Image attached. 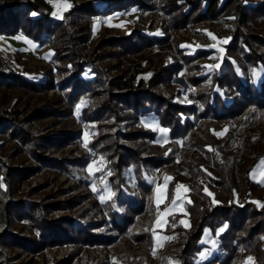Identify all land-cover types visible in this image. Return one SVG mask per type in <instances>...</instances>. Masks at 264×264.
<instances>
[{"label":"trees","instance_id":"trees-1","mask_svg":"<svg viewBox=\"0 0 264 264\" xmlns=\"http://www.w3.org/2000/svg\"><path fill=\"white\" fill-rule=\"evenodd\" d=\"M51 1L0 0V34L22 33L39 44H47L53 65V69L44 65L30 73L23 55L15 53L11 61L0 55V133L6 132L10 140H15L9 145L0 139V264L34 263L42 250L50 246L65 248L69 243L79 244L78 250L72 248L61 259H42L37 264H69L82 246L97 244L123 250V257L114 255L111 264H146L142 254L138 263L132 262L126 249L134 242L150 244L142 225H138V231H133V226L144 212L152 189L146 179L148 169L166 164L169 156L146 151L156 130L143 128L141 121L155 116L169 137L178 138L202 117L195 103L181 96V87L171 82L183 67L188 69L187 79L194 86L193 97L209 114L219 120L235 121L241 112L243 115L219 143L200 139L195 142L212 160L215 170L198 165L188 176L189 199L184 206L189 225H182L175 215L166 222L171 232L180 236L171 258L174 264H264V202L247 199L248 194L262 197L264 190V185L248 176L261 152L264 154V0H168L163 5L174 29L204 19L229 20V40L212 75L203 74L201 66L192 63L207 51L187 55L177 46L176 53L170 48L163 50L168 45L167 32L156 36L133 28L128 34L100 37L88 52H83L90 32L79 25L80 20L132 5L152 8L151 0L72 1L59 16L51 14ZM253 41L263 49L255 47ZM107 46H117L118 50H107ZM146 49L149 50L145 52ZM130 54L144 63L143 71L131 72L122 62L121 56ZM107 58H115L116 62L111 64ZM53 73L55 80L49 77ZM55 85L60 93L48 101L46 90ZM186 98L192 97L188 93ZM60 106L68 108L65 122H72L76 115L87 126L91 134L86 145L103 158L105 180L111 190L103 206L115 235L104 233L105 220L94 217L97 211L80 204L82 196L60 188L44 191L52 179L32 178L38 167L26 163L23 152L56 173L72 174L71 166L88 162L87 152L61 158L43 155L46 150L75 142L79 135L74 129H50L64 113ZM207 144L210 148H206ZM231 145L234 147L229 149ZM129 167L140 195L127 184ZM144 169L148 172L144 173ZM203 177L221 190L216 200L203 189ZM238 186L241 191L237 200L234 193ZM33 193L41 195L35 198ZM59 193L66 196L58 199ZM226 199L229 202H224ZM56 210L63 212L55 213ZM35 215L39 219L32 222ZM205 227L216 236V250L207 259L197 261L196 255L204 246L200 239ZM219 227L223 230L216 234ZM125 235L131 237V243L126 242ZM1 246L9 247L13 254H6ZM22 251L32 256L20 258ZM249 257L253 260L249 261ZM88 264L107 261L94 257Z\"/></svg>","mask_w":264,"mask_h":264},{"label":"rangeland","instance_id":"rangeland-1","mask_svg":"<svg viewBox=\"0 0 264 264\" xmlns=\"http://www.w3.org/2000/svg\"><path fill=\"white\" fill-rule=\"evenodd\" d=\"M72 1L81 3L86 0H52L51 14L57 16L61 15ZM95 1L100 2V0ZM151 1L153 3L152 8L144 9L132 5L126 9H120L107 15H93L88 20H80L79 25L88 27L90 32L89 39L85 44L83 52H88L100 37L106 38L118 34H128L133 28H138L143 33L156 36H161L167 32L169 34L168 45L163 47V50L170 48L175 52L177 46L187 55H194L199 50L207 51V54L195 58L192 63L199 64L203 74L211 73L212 75L213 71L218 68L221 62L225 51L224 44L229 40L231 30L227 25L229 20L204 19L198 22H189L184 26L174 29L171 26V19L168 13L163 8V5L168 0ZM261 1L263 0H252L254 3H261ZM253 44L255 47H258L259 50L263 49V46L257 45L256 41H253ZM107 50L115 51L118 50V47L107 46ZM148 50L149 49H146L145 52ZM51 52V48L47 46V44H39L25 34H0V55L8 61L12 60V56L15 53L23 55L27 60V69L30 73H36L42 69L44 65H49L53 69V65L50 61ZM121 59L125 65L130 67V70L132 69L131 72H134L136 69L142 70L145 68L144 63L141 64L139 57L134 54H130L129 57L121 56ZM106 61L112 64L116 62V59L107 58ZM193 71V69L190 70L191 73H193ZM110 73H114V70H110ZM188 73V69L184 67L181 68L174 75L171 82L180 86L181 96L185 97L186 101H193L197 110L203 113L202 117L196 121L194 126L190 128L183 137L171 138L166 130L159 125L155 116L151 115L144 117L141 121L143 128L156 130V137L153 140L149 139L146 151L159 155H167L169 156V161L160 167H150L148 169L149 172L146 169L143 170L144 173L146 171L149 173L146 175V179L151 183L152 189L150 195L146 199L144 212L140 215V218L136 219L137 224L133 226V231H138V225L141 224L142 229L148 233L150 244L140 242L136 245L134 242L132 246L126 249L129 259L135 263L140 261V254L143 255L146 264H165L166 261H168L169 264L170 261L173 262V264L175 263L171 258V252L176 250L175 242L180 236L176 232H171V225L167 226L166 222L170 216L175 215L182 225H189V216L184 206V203L189 199L187 194L190 190L188 176L196 171L194 169L198 165L200 168L209 167L215 170L212 160L205 151L195 144V142L197 139H200L205 142L207 140H212L215 144L219 143L226 135L227 130L233 129L243 115V112H241L236 121L233 118L222 120L214 118L203 108L202 103L197 98L193 97L194 86L187 79ZM131 74L132 73H128L127 75ZM49 77L55 80L56 75L53 73L49 75ZM211 83L212 82H209V84ZM59 93V89L56 85L47 89V100L53 101ZM188 93L192 98H186ZM253 106L254 104L251 105V107ZM50 108L53 109L52 107ZM256 108L258 109L257 106ZM59 109L64 113L58 116V120L51 125L50 129H74L79 132V135L76 136L75 142L54 149L53 151L46 150L43 152V155L51 158H61L66 154L70 157H74L87 152L88 162L83 166H71L73 171L72 174L65 172L56 173L54 168H47L46 165L33 159L27 152H23L26 163L38 167L32 178L35 177L41 180L44 177H50L52 179L44 186V191H57L60 188L67 189V192L82 196L80 204L88 206L92 211H97L94 217L105 220L104 226L106 230L104 233L115 235L116 231L110 228L111 222L103 206L105 200L111 195L110 186L105 180L106 168L103 166V158L93 154L87 147L86 143L91 134L87 126L79 122L76 115L72 122H65L67 121L65 117L68 108L67 106H60ZM73 114H76V112H72V115ZM54 132L55 131L52 130V134ZM2 138L5 139L6 143L9 145L15 142V140H10L8 138L6 132L0 133V139ZM233 145H231L229 149L234 147ZM206 148H210V145L207 144ZM69 149H73V151L68 153ZM262 162H264V154L261 152L250 169L248 176L251 181H257L264 185V164H262ZM89 169H91V171H89ZM129 169L130 170L126 172L127 184L132 192H137L140 195L137 179L131 167H129ZM201 183L203 189L210 194L212 200H216L215 196L222 193L219 188L215 189L213 185H210L207 177H203ZM178 185L182 187L179 188V192L177 193ZM94 188L96 189L95 191L93 190ZM239 191H241L240 186L237 187L234 193V199H240L238 197ZM40 195V193L32 194L35 198H38ZM65 196L66 193H59L57 198L63 199ZM101 197H103V200ZM247 199H252L259 204L263 203L264 190L262 197H252L248 194ZM173 200H175V204H173ZM224 202L229 201L226 199ZM78 206L79 205L76 207ZM54 212L61 214L63 210H56ZM38 219L39 215H35L32 218V222H37ZM222 230L223 229L219 227L216 230V234ZM125 238L127 243L132 242L129 235H125ZM200 242L203 243L204 246L196 255L197 261L205 260L210 257L216 250L217 244L216 236L211 233L208 227L204 228ZM72 248L78 250L79 244L69 243L65 248L64 246H50L42 250L38 255L39 260L36 259L34 263L29 264H37L42 259L45 261L49 259L52 261L61 259L65 257ZM1 249L8 255L13 254V250L9 247L1 246ZM95 253H97V255H95ZM123 254L124 252L119 246H103L98 244L94 246L84 245L80 248V251L72 257V261L69 264H88L94 257L95 259L103 257L107 261V264H111L114 255L123 257ZM30 256L32 255H28L22 251L20 258H28ZM197 261L195 260V263H197Z\"/></svg>","mask_w":264,"mask_h":264},{"label":"snow or ice","instance_id":"snow-or-ice-1","mask_svg":"<svg viewBox=\"0 0 264 264\" xmlns=\"http://www.w3.org/2000/svg\"><path fill=\"white\" fill-rule=\"evenodd\" d=\"M262 164H264V162H262ZM89 171H91V169H89ZM180 187H182V186H179V185L177 186V193L179 192V188ZM93 190L95 191L96 189L94 188ZM101 199L103 200V197H101ZM158 203H159V201H158ZM173 204H175V200H173ZM248 260L249 261H252L253 258L252 257H249ZM170 264H173V262L170 261Z\"/></svg>","mask_w":264,"mask_h":264},{"label":"crops","instance_id":"crops-1","mask_svg":"<svg viewBox=\"0 0 264 264\" xmlns=\"http://www.w3.org/2000/svg\"><path fill=\"white\" fill-rule=\"evenodd\" d=\"M67 1V0H66Z\"/></svg>","mask_w":264,"mask_h":264}]
</instances>
